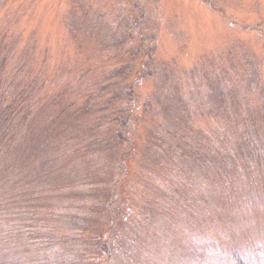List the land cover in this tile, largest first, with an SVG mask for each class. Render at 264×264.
Segmentation results:
<instances>
[{"label":"rangeland","instance_id":"1","mask_svg":"<svg viewBox=\"0 0 264 264\" xmlns=\"http://www.w3.org/2000/svg\"><path fill=\"white\" fill-rule=\"evenodd\" d=\"M2 253L264 264V0H0Z\"/></svg>","mask_w":264,"mask_h":264},{"label":"trees","instance_id":"2","mask_svg":"<svg viewBox=\"0 0 264 264\" xmlns=\"http://www.w3.org/2000/svg\"><path fill=\"white\" fill-rule=\"evenodd\" d=\"M118 77H122V72L121 71H119V72H117V74H116ZM128 91H132V87H130V89L128 90ZM128 91H125V92H128ZM125 92H123V93H125ZM125 95V94H124ZM117 100H120V96L117 98ZM113 143H120V144H123L124 143V139L120 136V133H118V134H116L115 135V138H113V141H112ZM112 143V144H113ZM122 154V157H121V159H120V162L123 160V159H126L127 157H128V155H129V153H127V152H123V153H121ZM110 195H113V194H110ZM113 197L114 196H112V198H110V201H113ZM110 201H107V206H106V209H107V211L109 210V202ZM110 212H112V211H110ZM18 227V226H17ZM20 227V226H19ZM24 236H20V238H18V241H19V243H20V241L22 240V238H23ZM105 247H106V245H105V243H103L101 246H100V250L102 251V252H104L105 251ZM8 261H11V259H9V256H7V255H4V253H2V254H0V264H15L16 263V261L14 262V263H12V262H8Z\"/></svg>","mask_w":264,"mask_h":264}]
</instances>
